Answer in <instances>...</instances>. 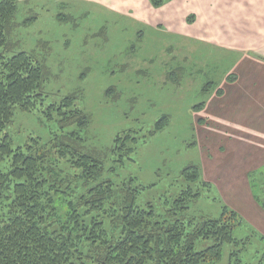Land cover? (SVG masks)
I'll use <instances>...</instances> for the list:
<instances>
[{"label":"rangeland","instance_id":"obj_1","mask_svg":"<svg viewBox=\"0 0 264 264\" xmlns=\"http://www.w3.org/2000/svg\"><path fill=\"white\" fill-rule=\"evenodd\" d=\"M25 1L16 20L34 11L38 18L12 39L20 42L17 51L46 55L52 75L43 103L17 110L8 127L15 144L48 143L58 131L48 107L77 93L76 107L93 116L89 145L112 147L120 133L137 132V150L109 176L119 184L134 178L143 188L139 205L151 203L159 213L171 208L189 186L182 170L194 163L201 177L192 186L207 185L188 216L216 218L224 208L238 214V242L224 244L218 264H264V49L258 46L264 0L214 1L228 8L211 11L227 12L222 31L242 32L238 45L215 42L204 7L209 0H167L161 7L148 0ZM59 14L72 18L59 21ZM165 114L169 124L149 135ZM212 243L200 240L196 249Z\"/></svg>","mask_w":264,"mask_h":264},{"label":"trees","instance_id":"obj_2","mask_svg":"<svg viewBox=\"0 0 264 264\" xmlns=\"http://www.w3.org/2000/svg\"><path fill=\"white\" fill-rule=\"evenodd\" d=\"M166 1L148 0L153 7ZM18 10L19 0H0V264H218L224 244L238 242L233 235L238 214L224 208L216 218L188 216L207 185L192 186L200 180L199 166L190 163L182 170L189 186L165 212L151 203L139 205L143 188L134 178L119 184L109 176L137 150V132L120 133L112 147L89 145L93 116L76 107L77 93L48 107L46 115L58 126L48 143L31 138L15 144L8 127L17 110L32 112L43 103L52 75L46 55L17 51L14 31L38 18L30 7L31 15L20 23ZM169 122L165 114L149 135ZM111 156L114 163L107 167ZM200 240L213 243L197 250Z\"/></svg>","mask_w":264,"mask_h":264},{"label":"crops","instance_id":"obj_3","mask_svg":"<svg viewBox=\"0 0 264 264\" xmlns=\"http://www.w3.org/2000/svg\"><path fill=\"white\" fill-rule=\"evenodd\" d=\"M214 1L215 0H209L207 3V6H206V3L204 4L206 15L208 14V19H209L208 24L213 29V31L215 32L214 37H215L216 41L215 40H213V41H215V42L222 41V43H225V44L226 43H232L234 45L241 44L240 43V39L242 38V32L241 31L235 30V27H229V29L227 31H222L223 27L227 26L228 25L227 22L230 20L227 12H223V14H218L217 13L218 10H216L217 12H211V11L213 9H216L215 5L222 6V7H220V10H222V11L228 10V8L224 7L223 3H214ZM25 2L27 3L28 0H26ZM263 24H264V22H263ZM216 30L218 31V34L216 33ZM222 32H225V33H222ZM261 32H263V33H261V35H263V37L259 41L258 46H259V49L260 48L264 49V30H262ZM210 33L211 32H209V34ZM205 35H207V34H205ZM260 36H259V38H260ZM225 44H223V45L227 46ZM255 46H256V44H255ZM252 48H253V45L251 47H249V50L253 51ZM255 49H257V48H255ZM263 105H264V102H263Z\"/></svg>","mask_w":264,"mask_h":264}]
</instances>
